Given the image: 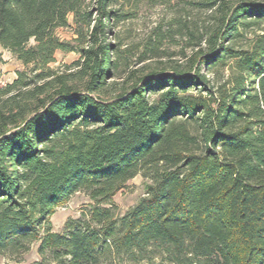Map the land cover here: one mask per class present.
I'll return each mask as SVG.
<instances>
[{"label":"trees","instance_id":"1","mask_svg":"<svg viewBox=\"0 0 264 264\" xmlns=\"http://www.w3.org/2000/svg\"><path fill=\"white\" fill-rule=\"evenodd\" d=\"M112 3L0 0V64L7 50L26 67L0 88V259L38 244L34 264H264V0H190L210 20L185 65L116 95ZM72 25L78 48L57 36ZM57 52L80 58L53 70ZM226 59L225 81L202 72ZM138 175L145 195L120 215ZM77 193L91 204L53 231Z\"/></svg>","mask_w":264,"mask_h":264},{"label":"rangeland","instance_id":"2","mask_svg":"<svg viewBox=\"0 0 264 264\" xmlns=\"http://www.w3.org/2000/svg\"><path fill=\"white\" fill-rule=\"evenodd\" d=\"M190 0H168L164 4H152L149 1L118 0L112 3L111 10L116 12L120 19L112 16L107 30V43L114 46L111 61L115 70H111L107 83L109 95H116L123 87L130 88L132 81L152 72L171 71L174 67H183L186 57L192 53L193 45L197 43L192 34L202 35L208 24L209 13L199 11L193 7ZM72 24V19L70 18ZM264 29V26H262ZM261 32L257 31V34ZM61 41L79 47L76 42L75 28H61L57 31ZM254 38L253 30H246L243 35L233 42L236 50H247L251 47ZM33 44V42H31ZM3 63L0 64V88L12 84L19 72L26 67L7 50H1ZM77 52H57L50 69L65 70L79 60ZM234 61L226 59L223 64L202 72L214 83L225 81L232 73ZM150 183L141 175L130 181L126 188L114 198L118 214L123 215L145 195V187ZM91 204L84 193L75 194L69 202L56 210L51 217L52 229L62 232L69 218H78L82 210ZM38 244H33L30 250L23 255L2 256L0 264H34L40 260L37 253ZM156 264H166L157 261Z\"/></svg>","mask_w":264,"mask_h":264}]
</instances>
